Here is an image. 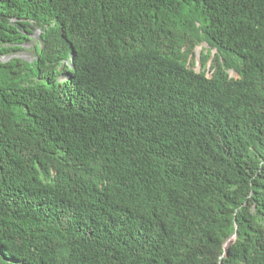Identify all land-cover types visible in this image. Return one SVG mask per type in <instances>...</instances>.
Returning <instances> with one entry per match:
<instances>
[{
	"label": "trees",
	"instance_id": "16d2710c",
	"mask_svg": "<svg viewBox=\"0 0 264 264\" xmlns=\"http://www.w3.org/2000/svg\"><path fill=\"white\" fill-rule=\"evenodd\" d=\"M34 30L0 62V264H264V0H0V56Z\"/></svg>",
	"mask_w": 264,
	"mask_h": 264
},
{
	"label": "rangeland",
	"instance_id": "374dc122",
	"mask_svg": "<svg viewBox=\"0 0 264 264\" xmlns=\"http://www.w3.org/2000/svg\"><path fill=\"white\" fill-rule=\"evenodd\" d=\"M39 35L40 31L39 30H34L32 36H30V41L29 43L25 44L23 46V49L20 52H17L15 54L9 55V56H0V62L6 63L10 61L13 58H18L21 59L24 62L27 63H32L36 59V54L33 51V48L36 44L39 43ZM37 48H40L37 46ZM40 50V49H38ZM199 50V48L197 49ZM196 57V69H198V64H199V53L198 51L195 53ZM231 76H233V73H231Z\"/></svg>",
	"mask_w": 264,
	"mask_h": 264
},
{
	"label": "clouds",
	"instance_id": "9594fccd",
	"mask_svg": "<svg viewBox=\"0 0 264 264\" xmlns=\"http://www.w3.org/2000/svg\"><path fill=\"white\" fill-rule=\"evenodd\" d=\"M231 73H233L232 71L229 72L230 76H231ZM235 238V235H233L230 239L233 240ZM229 239V240H230ZM231 242V241H230ZM230 244V243H229Z\"/></svg>",
	"mask_w": 264,
	"mask_h": 264
},
{
	"label": "water",
	"instance_id": "95a60500",
	"mask_svg": "<svg viewBox=\"0 0 264 264\" xmlns=\"http://www.w3.org/2000/svg\"><path fill=\"white\" fill-rule=\"evenodd\" d=\"M230 241H231V239L228 240V242L225 244V246H224L225 248H227L229 246Z\"/></svg>",
	"mask_w": 264,
	"mask_h": 264
}]
</instances>
